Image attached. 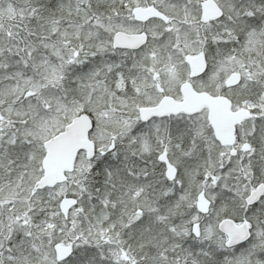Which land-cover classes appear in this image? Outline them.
Masks as SVG:
<instances>
[{"label":"snow or ice","instance_id":"obj_1","mask_svg":"<svg viewBox=\"0 0 264 264\" xmlns=\"http://www.w3.org/2000/svg\"><path fill=\"white\" fill-rule=\"evenodd\" d=\"M0 264H264V0H0Z\"/></svg>","mask_w":264,"mask_h":264}]
</instances>
